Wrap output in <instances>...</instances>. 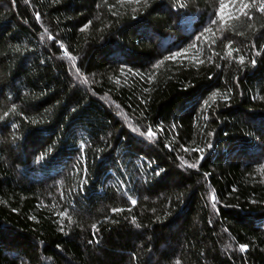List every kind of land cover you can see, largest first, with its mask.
<instances>
[{
  "label": "trees",
  "instance_id": "16d2710c",
  "mask_svg": "<svg viewBox=\"0 0 264 264\" xmlns=\"http://www.w3.org/2000/svg\"><path fill=\"white\" fill-rule=\"evenodd\" d=\"M262 6L0 0V264H264Z\"/></svg>",
  "mask_w": 264,
  "mask_h": 264
},
{
  "label": "snow or ice",
  "instance_id": "6c2138e0",
  "mask_svg": "<svg viewBox=\"0 0 264 264\" xmlns=\"http://www.w3.org/2000/svg\"><path fill=\"white\" fill-rule=\"evenodd\" d=\"M249 6L250 5H248V4H242V9H246ZM225 7H227V5H225V4L222 3L221 4V11H223V8H225ZM260 10L264 11V6H262ZM220 18L223 19V17H220ZM213 23H216V21H213ZM49 38L51 39L52 37H49ZM228 54L231 55V52H229ZM240 60H241V62H243V57H241ZM147 135L149 137H152V136H154V133L151 130H149L148 133H147ZM191 166L194 167L195 165H191ZM132 203L135 204V201L133 200ZM213 206H215V205H213ZM114 211H119V210L117 209V210H114ZM246 249H247V246L246 245H240V251L243 252Z\"/></svg>",
  "mask_w": 264,
  "mask_h": 264
}]
</instances>
